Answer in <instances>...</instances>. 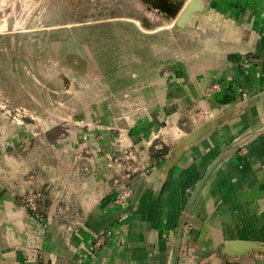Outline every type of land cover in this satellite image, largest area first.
I'll return each instance as SVG.
<instances>
[{
	"label": "rangeland",
	"instance_id": "1",
	"mask_svg": "<svg viewBox=\"0 0 264 264\" xmlns=\"http://www.w3.org/2000/svg\"><path fill=\"white\" fill-rule=\"evenodd\" d=\"M234 27L262 34L264 0H0V264L131 253L128 215L172 176V224L155 229L168 264H191L203 200L206 238L228 254L239 204L224 214L222 195L210 209L211 189L264 127L242 122L233 68L259 77L262 57L226 40ZM194 164L189 182L175 172ZM98 208L115 217L94 228Z\"/></svg>",
	"mask_w": 264,
	"mask_h": 264
},
{
	"label": "crops",
	"instance_id": "2",
	"mask_svg": "<svg viewBox=\"0 0 264 264\" xmlns=\"http://www.w3.org/2000/svg\"><path fill=\"white\" fill-rule=\"evenodd\" d=\"M222 35L227 37L226 40L234 39L243 42L247 48L256 49L262 57L259 69L261 76L259 77L254 72H246L240 65L233 68L239 72L238 81L241 80L244 94L249 95V103L242 105V122L245 127H260L264 125V29L262 34H254L252 30L248 32L234 27L231 31H223ZM242 53L241 50L234 49L229 52V58L231 61H239L243 58ZM230 95H232L231 92ZM259 133L263 136L253 148L254 156L245 164V167L232 165L233 167L225 174H221L218 169L217 174L211 179L214 184L217 183L218 175H223L222 179L217 180L218 183L211 189L209 208L212 209L216 199L223 195L226 197V205L220 207L222 212L229 213V204H239L238 208L242 216L236 227L231 224L226 225V230L232 232L233 236L225 238L226 245L229 247L228 254L224 257L215 251V246L223 244L222 239L215 241L206 238L210 228L203 219L206 218L205 214L209 209L205 204L206 201L203 200L204 206L200 208L201 213L197 212L196 220L204 225L199 227L202 232L196 228L194 233L199 236L197 238L199 242L195 243L190 256L191 264H252L253 259H258L259 264H264V127ZM198 171L199 169L194 164L186 168L177 167L175 172L180 174L189 172L188 176H184V180L189 182ZM173 178L172 176L171 181ZM171 181L165 185L167 189L164 194L160 197L151 196L149 201L143 200L139 210L128 215L125 229L128 236V250L131 253H119L114 249L110 256L103 255V264H168L166 242L155 235V229L160 230L172 224L174 216L171 209L175 204L173 198L175 191H173V186H170ZM114 217L115 214L103 212L98 208L91 215L88 225L94 228L106 226ZM240 246L244 247L242 253H240V248H237L239 251L232 248ZM73 261V264L80 263V257L76 252L73 254Z\"/></svg>",
	"mask_w": 264,
	"mask_h": 264
}]
</instances>
